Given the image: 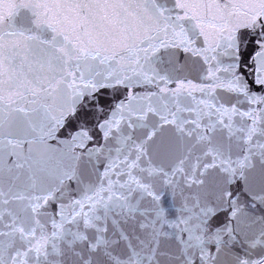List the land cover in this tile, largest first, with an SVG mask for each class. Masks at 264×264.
I'll return each instance as SVG.
<instances>
[{
  "label": "snow or ice",
  "instance_id": "1",
  "mask_svg": "<svg viewBox=\"0 0 264 264\" xmlns=\"http://www.w3.org/2000/svg\"><path fill=\"white\" fill-rule=\"evenodd\" d=\"M0 264H264V0H0Z\"/></svg>",
  "mask_w": 264,
  "mask_h": 264
}]
</instances>
